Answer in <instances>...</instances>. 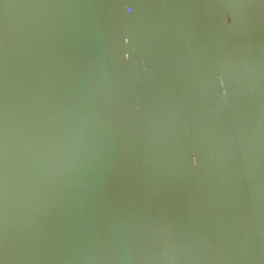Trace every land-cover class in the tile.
<instances>
[{
	"label": "water",
	"instance_id": "water-1",
	"mask_svg": "<svg viewBox=\"0 0 264 264\" xmlns=\"http://www.w3.org/2000/svg\"><path fill=\"white\" fill-rule=\"evenodd\" d=\"M0 264H264V0H0Z\"/></svg>",
	"mask_w": 264,
	"mask_h": 264
},
{
	"label": "clouds",
	"instance_id": "clouds-1",
	"mask_svg": "<svg viewBox=\"0 0 264 264\" xmlns=\"http://www.w3.org/2000/svg\"><path fill=\"white\" fill-rule=\"evenodd\" d=\"M231 19V14H229V20ZM223 83V82H222Z\"/></svg>",
	"mask_w": 264,
	"mask_h": 264
}]
</instances>
